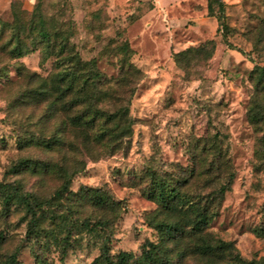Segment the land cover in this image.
<instances>
[{
	"label": "rangeland",
	"instance_id": "1",
	"mask_svg": "<svg viewBox=\"0 0 264 264\" xmlns=\"http://www.w3.org/2000/svg\"><path fill=\"white\" fill-rule=\"evenodd\" d=\"M37 14L52 32L72 34L83 61L96 62L107 94L99 105L109 113L128 108V137L100 142L103 122L85 137L71 122L77 109L51 105L59 70L44 46L22 58L11 54L20 25L32 48L28 31ZM125 59L140 71L126 76L128 86L121 83ZM258 66L264 0H0V183L19 187L41 220L33 229L25 205L6 210L0 198V264H93L104 245L113 256L140 255L146 241L159 240L149 224L159 211L147 196L152 172L181 183L193 199L233 176L209 238L233 242L245 260H264V234L256 233L264 232L263 134L247 116ZM52 137L63 143L31 141ZM25 159L51 167L14 173ZM62 170L72 176L70 193L56 199ZM95 189L113 204L96 205ZM229 262L191 256L184 264Z\"/></svg>",
	"mask_w": 264,
	"mask_h": 264
},
{
	"label": "trees",
	"instance_id": "2",
	"mask_svg": "<svg viewBox=\"0 0 264 264\" xmlns=\"http://www.w3.org/2000/svg\"><path fill=\"white\" fill-rule=\"evenodd\" d=\"M219 5L221 8L224 7L221 2ZM35 18L37 20L32 21L30 31H28L32 40L30 44L32 48L28 46L23 37V35H27V28L20 25L14 28L11 54L16 58H22L31 52H35L37 46H44V49L50 53L49 55H55L56 67L59 70L56 78L58 85L54 87L59 95L51 105L54 107L57 102L63 101L65 110L77 109L78 112L71 122L81 128L85 137H90L88 131L94 130L99 122H103L102 131L97 136L100 142L107 140L109 143L117 144L123 138L128 137L132 132L133 124L128 115V108L122 107L113 113H109L99 105L105 100L107 94L102 93L103 88L100 86L104 85V76L98 70L96 62L94 60L83 61L80 55L75 52V48L70 44L72 37L70 32H62L61 30L52 32L41 14H37ZM57 48L58 50L55 52ZM121 70L123 73L121 83L124 86L129 84L127 75L140 73L126 59L121 65ZM251 80L254 85V93L247 107V116L249 122L262 132L260 141L264 147V67H256L251 73ZM39 93H45V90ZM110 124L111 127H107ZM31 141L39 146L49 148L55 144L63 143V140L55 137L47 140L37 138ZM218 154H221V151H218ZM50 167L48 163L25 159L13 168V172L21 173L25 170L37 171L39 169L48 171ZM62 174L64 184L61 190L56 193V199L70 193L69 186L72 176H69L66 170H62ZM232 178L233 176H230V181L233 180ZM151 179L152 187L148 190L147 196L158 204L159 211L149 219V224L158 232L159 240L156 242L146 241L142 246L140 255L120 252L113 256L108 246L104 245L93 264H184V261L191 256L217 258L219 260H223L227 256L230 258L228 264H264V260L248 261L242 258L233 242L222 240L214 242L209 238V230L218 215L217 209L221 206L230 189V181L221 186L220 189L211 191L204 199H193L187 192H183L181 183L172 185L164 178L158 177L155 172H152ZM0 198H2L6 210L11 205H25L28 212L34 216L31 226L35 230L39 228L41 220L37 218L36 209L33 206L35 204H32L21 193L19 187L0 183ZM91 198L99 206L113 204L107 195L97 189L91 191ZM35 203L36 207L42 208L41 202ZM160 216L163 217L160 218ZM256 233L264 234L263 230H258ZM194 238L199 242H195L193 246H183L182 243L185 239ZM2 241L3 236L1 234L0 246ZM41 264L48 263L42 261Z\"/></svg>",
	"mask_w": 264,
	"mask_h": 264
},
{
	"label": "crops",
	"instance_id": "3",
	"mask_svg": "<svg viewBox=\"0 0 264 264\" xmlns=\"http://www.w3.org/2000/svg\"><path fill=\"white\" fill-rule=\"evenodd\" d=\"M154 1H156V2H166V1H170V0H166V1L165 0H163V1L162 0H154Z\"/></svg>",
	"mask_w": 264,
	"mask_h": 264
}]
</instances>
